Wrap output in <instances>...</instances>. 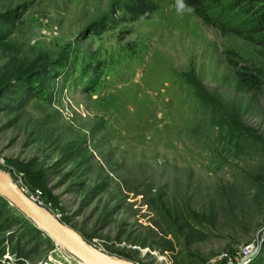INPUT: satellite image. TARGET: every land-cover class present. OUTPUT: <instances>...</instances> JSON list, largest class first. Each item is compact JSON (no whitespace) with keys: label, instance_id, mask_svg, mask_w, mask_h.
Instances as JSON below:
<instances>
[{"label":"rangeland","instance_id":"1","mask_svg":"<svg viewBox=\"0 0 264 264\" xmlns=\"http://www.w3.org/2000/svg\"><path fill=\"white\" fill-rule=\"evenodd\" d=\"M120 1L0 0V170L105 255L264 264V0ZM35 229L0 196V264H83Z\"/></svg>","mask_w":264,"mask_h":264},{"label":"water","instance_id":"2","mask_svg":"<svg viewBox=\"0 0 264 264\" xmlns=\"http://www.w3.org/2000/svg\"><path fill=\"white\" fill-rule=\"evenodd\" d=\"M0 196L14 206L47 236L83 264H134L132 262L105 255L84 241L72 229L59 221L38 202L29 197L4 171L0 170Z\"/></svg>","mask_w":264,"mask_h":264},{"label":"trees","instance_id":"3","mask_svg":"<svg viewBox=\"0 0 264 264\" xmlns=\"http://www.w3.org/2000/svg\"><path fill=\"white\" fill-rule=\"evenodd\" d=\"M182 3L189 7L192 12L200 18V20L206 24L214 27H219L216 21L212 17L211 9L216 6L219 0H181ZM255 1V0H254ZM161 0H121L118 8L122 13V20L126 22H133L137 19L149 18L154 10L159 7ZM237 6V3H228L221 7L220 14L225 16L226 12H231ZM259 22H264V11L258 15ZM217 22H220L217 20ZM226 30L238 33V29L235 27H228ZM38 233H42L39 229H35ZM11 251L15 249V246L10 248ZM18 250L16 249V252Z\"/></svg>","mask_w":264,"mask_h":264},{"label":"clouds","instance_id":"4","mask_svg":"<svg viewBox=\"0 0 264 264\" xmlns=\"http://www.w3.org/2000/svg\"><path fill=\"white\" fill-rule=\"evenodd\" d=\"M180 8H183V5L182 4L180 5Z\"/></svg>","mask_w":264,"mask_h":264}]
</instances>
